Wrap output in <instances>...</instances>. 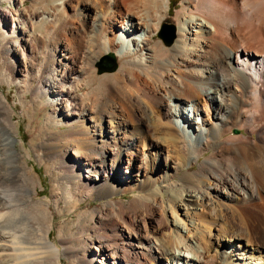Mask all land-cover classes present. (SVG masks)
<instances>
[{
  "label": "bare ground",
  "instance_id": "bare-ground-1",
  "mask_svg": "<svg viewBox=\"0 0 264 264\" xmlns=\"http://www.w3.org/2000/svg\"><path fill=\"white\" fill-rule=\"evenodd\" d=\"M1 1L16 10H0V83L49 107L29 144L51 176L53 207L68 213L94 197L106 209L95 235L72 243L59 227L58 244L49 240L51 213L31 197L36 182L0 90V264H217L222 241L226 252L260 247L264 257V237L249 226L229 238L211 234L221 229L214 220L198 228L221 202L246 224L247 208H264V0H181L171 46L152 41L171 0ZM108 53L122 64L96 75ZM162 146L171 147L166 170L155 159ZM193 165L178 188L167 185ZM125 192L135 193L126 207L111 200Z\"/></svg>",
  "mask_w": 264,
  "mask_h": 264
},
{
  "label": "rangeland",
  "instance_id": "rangeland-1",
  "mask_svg": "<svg viewBox=\"0 0 264 264\" xmlns=\"http://www.w3.org/2000/svg\"><path fill=\"white\" fill-rule=\"evenodd\" d=\"M180 2L181 0H171L170 5H169V13L165 14L166 18L162 22L163 24L171 25L173 26V32H174V40L176 38V19H175V14L180 8ZM31 2L30 0H24L23 2V7L30 6ZM16 10L15 5L12 2L9 1H1L0 2V10ZM74 17V16H73ZM72 17V18H73ZM75 23H80L77 19H75ZM162 25L159 27L155 37L152 38V41H157L160 40L162 41L160 37V32ZM86 33H84L85 36ZM83 35V34H82ZM163 42V41H162ZM172 42V44H173ZM171 44V45H172ZM166 45V44H165ZM170 44L166 46H171ZM112 55L116 67L115 69L117 70L118 67L122 64V60L118 57L117 54L114 53H108L100 56L97 62H95L91 68L94 66V72L96 75L104 74V73H114L116 70L113 72H98L99 65H104L102 63V59L105 58L107 55ZM0 90L6 95V102L8 105L12 108V116H13V124L15 125V130H16V135L14 136V148L19 154L20 160L25 161L28 170H30V173L33 174V177L35 179L34 183V188L36 190V195L32 194V198L41 200L44 203V208L47 210V212L51 215L52 217V227L49 232V240L53 242L54 244H58V229L61 227L63 230L66 231L68 238L72 239V243L78 242L80 237L83 235V233H88L91 236L95 235V232L97 231L98 228V222H97V215L100 212H103L106 209L104 200H100L94 197L91 198H86L80 204L70 212H66L65 209H61L59 205L57 208L53 207L52 202L50 201V188H51V176L47 173L44 165L40 164L36 159L35 156L32 152V149L30 147L31 140L33 139V129L36 131H39V128L43 125L44 122V113L49 110V107H46L42 105L41 107H35L32 102H31V97L30 95H25L23 102H20L19 96L17 94V89L13 85H6L3 83H0ZM81 91V90H79ZM23 103V104H22ZM211 102L208 101L207 105L208 108L211 109ZM39 108V109H38ZM148 124L151 125V122L148 121ZM58 130H64V126H58ZM232 134H240L238 130H232ZM37 134V133H36ZM171 147H166L162 146L160 149V153L158 156H156V162L161 163L162 162V170H166V160H167V151ZM140 152L139 159H143V156L149 159V154L148 151L146 153ZM143 154V155H142ZM210 154V151L206 152L204 155L200 157V161L204 159L207 155ZM28 155V156H27ZM158 158V159H157ZM198 169L197 165H193L192 167L186 166L184 169H182L177 176H175L170 182H168V186L171 184H175V187L172 189L178 188L180 184V179L179 176L185 173H192ZM162 170H157V172H154L153 177L157 179L158 176H162ZM130 171V169H129ZM120 177H123L125 175V168H117L115 171ZM129 174V173H128ZM157 175V176H156ZM173 184V185H174ZM166 185V186H167ZM156 188L159 189H165V185H154ZM162 193V194H161ZM162 196V205L164 203V208H166V214L169 216V213H167L168 209V202H167V196H169L167 193L161 192ZM135 197V193L133 192H125L123 194H118V195H113L111 198L112 201L114 202H120L122 205L127 206V204L133 200ZM223 203L220 205V207L217 209V212L212 216L209 212L203 210L202 212V224L199 229H204L205 225H210L212 224V221H216L217 223L220 222L221 224V229L220 231H215L213 228V225L210 228L211 234H217L220 236V238H229V236L233 233H243L244 227L249 226L256 234L257 236H262L264 237V208L263 209H252V208H247L246 211H244V217L247 221V224L243 222L242 218L239 217L237 213H234L232 207L230 205H226V203ZM60 213H58V211ZM180 216L185 219L184 217V211H185V206L180 205V207L176 208ZM202 210V209H201ZM127 212V211H126ZM206 213V214H205ZM201 214V213H200ZM204 214V215H203ZM208 214V215H207ZM210 215V216H209ZM205 216V217H204ZM216 216V217H215ZM206 218V219H205ZM203 219L205 221V225L203 222ZM210 221V222H208ZM78 222V223H77ZM206 222H208L206 224ZM75 224V226H74ZM84 225V226H83ZM153 225V224H152ZM96 226V227H95ZM204 226V227H203ZM70 227V228H69ZM86 227L89 228H94L93 232H85ZM66 228H68L66 230ZM71 229V230H70ZM84 230V231H83ZM198 230V229H196ZM240 230V231H239ZM199 231V230H198ZM205 231V229H204ZM202 231V239L205 242V238H207V242L209 241V237L205 236V232ZM227 232V234L225 233ZM201 232V230H200ZM73 233V234H72ZM82 233V235H81ZM204 233V235H203ZM71 234L73 236H71ZM70 235V237H69ZM205 237V238H204ZM75 238V240H74ZM79 238V239H78ZM195 246V245H194ZM227 246L226 241H222L221 244H214L213 250H216V252H212L211 255H213L214 260L216 261L217 264H222L224 262L225 264H255V263H262L264 261V257L260 254V252H263V249L261 250L260 247H258L255 250L248 251L245 255H239V249L238 247H235L233 251L226 252L225 247ZM253 248V247H252ZM254 249V248H253ZM176 251V250H175ZM174 251V252H175ZM191 252V251H190ZM188 251V253H190ZM226 252V253H225ZM175 254H178L176 251ZM186 255V254H185ZM190 254H188L189 256ZM224 256V258H223ZM74 260V258L70 259ZM71 261V262H72ZM176 260L174 262H171V264H178ZM60 264H70V261L66 257H60Z\"/></svg>",
  "mask_w": 264,
  "mask_h": 264
},
{
  "label": "water",
  "instance_id": "water-1",
  "mask_svg": "<svg viewBox=\"0 0 264 264\" xmlns=\"http://www.w3.org/2000/svg\"><path fill=\"white\" fill-rule=\"evenodd\" d=\"M172 32L173 26L167 24L162 25L160 37L164 44L168 45L171 43L173 39ZM101 62L104 63V65H99L98 72H112L116 67V63L112 55H107Z\"/></svg>",
  "mask_w": 264,
  "mask_h": 264
}]
</instances>
